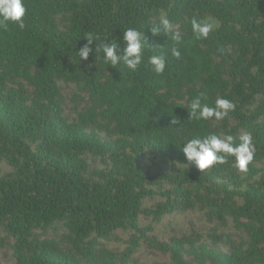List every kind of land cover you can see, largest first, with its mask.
<instances>
[{"label":"trees","instance_id":"1","mask_svg":"<svg viewBox=\"0 0 264 264\" xmlns=\"http://www.w3.org/2000/svg\"><path fill=\"white\" fill-rule=\"evenodd\" d=\"M25 4V28L0 31V249L12 264H141L143 246L165 255L161 264H264V0ZM161 14L179 26V59L172 41L147 30ZM193 18L216 22L208 39L193 38ZM126 27L164 46L148 50L165 56L163 75L91 54L79 65L85 33L114 38ZM201 92L235 110L220 122L187 121ZM175 116L186 137L250 133L247 172L231 157L203 172L187 166L168 127ZM190 212L213 227L169 241L154 234L165 217ZM121 231L125 249L112 248Z\"/></svg>","mask_w":264,"mask_h":264},{"label":"clouds","instance_id":"2","mask_svg":"<svg viewBox=\"0 0 264 264\" xmlns=\"http://www.w3.org/2000/svg\"><path fill=\"white\" fill-rule=\"evenodd\" d=\"M27 7L25 0H0V31H7L10 26L20 30L25 28ZM214 24L196 18L191 20V33L195 40H206L213 31ZM152 37L161 34L173 42L170 48L172 57L179 59V45L183 36L179 26L161 14L158 23L150 24L147 28ZM85 41L77 50L79 65L89 59L90 54L95 62L101 60L112 68L121 67L129 72H136L144 66L154 75L161 76L166 69L167 61L163 54H148V50L161 47L150 43L145 30L137 27H126L114 38H101L87 32L81 39ZM80 40V41H81ZM94 45V46H93ZM162 46L161 48H163ZM91 68V65H86ZM235 110V104L226 98L217 97L213 104L207 102L206 94L201 92L187 104V121L189 122H220L229 117ZM175 130L180 138L179 149L186 160L187 166H193L199 172L210 169L214 165H224L229 157L233 158V166L241 173L247 172L248 166L255 157L253 137L250 133L241 134L238 138L226 132H208L206 134L183 135L185 120L180 117L172 118L168 126ZM177 148V147H176Z\"/></svg>","mask_w":264,"mask_h":264},{"label":"rangeland","instance_id":"3","mask_svg":"<svg viewBox=\"0 0 264 264\" xmlns=\"http://www.w3.org/2000/svg\"><path fill=\"white\" fill-rule=\"evenodd\" d=\"M216 26V22L208 20ZM64 86V85H63ZM74 87L66 88L64 94L67 98L72 95ZM158 168L166 169L164 165H159ZM154 170H157L155 167ZM160 199H156L155 202ZM154 202L146 201V205L151 206ZM151 220L142 217L140 220L141 226H148ZM194 226L200 233L206 234L213 226L207 223L200 213H187L181 215L167 216L163 219L162 223L155 225L154 234L160 241H169L174 236H180L182 234H188L190 229ZM120 240L111 243L112 248L120 247L122 250L125 249L126 245L123 241L128 240V236L122 231L119 232ZM141 264H161L167 261V257L157 252H151L145 246L142 247L141 251L137 254ZM0 260L1 264H12L11 252L8 250L0 249Z\"/></svg>","mask_w":264,"mask_h":264}]
</instances>
